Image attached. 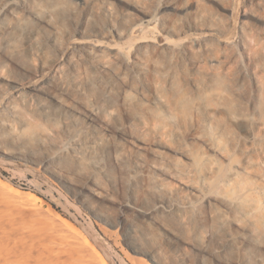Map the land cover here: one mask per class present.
Wrapping results in <instances>:
<instances>
[{"label":"bare ground","instance_id":"obj_1","mask_svg":"<svg viewBox=\"0 0 264 264\" xmlns=\"http://www.w3.org/2000/svg\"><path fill=\"white\" fill-rule=\"evenodd\" d=\"M117 1L140 17L111 1L0 0V138L22 148L2 152L43 149L41 164L71 184L74 166L97 197L121 186L124 206L198 264H264V29L207 8L185 25L177 0ZM11 190L0 264H105L82 231Z\"/></svg>","mask_w":264,"mask_h":264},{"label":"rangeland","instance_id":"obj_2","mask_svg":"<svg viewBox=\"0 0 264 264\" xmlns=\"http://www.w3.org/2000/svg\"><path fill=\"white\" fill-rule=\"evenodd\" d=\"M109 1L120 9L128 6L129 11L137 14L134 16L140 17L139 12L125 1L98 0L101 5ZM160 1L150 0L148 5L155 6ZM177 3L178 9L174 13L185 25L195 20L201 8H207L232 17L236 22L244 19L253 33L257 34L264 29V0H177ZM168 11L172 12V9L169 8ZM238 50L241 57H244L242 49ZM20 149L22 150L16 143L0 138V204L5 202L2 201V196L9 200L10 194H16L11 188L34 197L38 207L53 211L60 219L82 231L105 264H157L149 252L154 253L163 264H198L197 253L176 235L168 233L156 221V217L140 211V208L136 209L135 206H124L123 201L128 195L121 186L107 185L105 193L99 197L94 196L90 189L97 188L96 182L84 180L77 174L74 166L70 169L71 177L78 180V184L73 182V186V183L57 176L52 168L41 164L43 149L38 150L39 154H28V157L2 152H18ZM79 182L88 183L90 188L82 191ZM178 184L188 190L185 183ZM86 202L105 210L108 218H99L87 207Z\"/></svg>","mask_w":264,"mask_h":264}]
</instances>
